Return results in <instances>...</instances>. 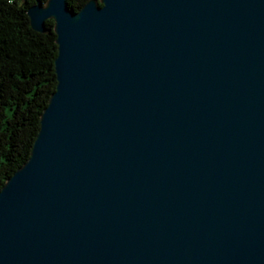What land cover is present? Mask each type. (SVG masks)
<instances>
[{
	"label": "water",
	"instance_id": "95a60500",
	"mask_svg": "<svg viewBox=\"0 0 264 264\" xmlns=\"http://www.w3.org/2000/svg\"><path fill=\"white\" fill-rule=\"evenodd\" d=\"M26 13L57 84L0 189V264H264V0Z\"/></svg>",
	"mask_w": 264,
	"mask_h": 264
},
{
	"label": "trees",
	"instance_id": "16d2710c",
	"mask_svg": "<svg viewBox=\"0 0 264 264\" xmlns=\"http://www.w3.org/2000/svg\"><path fill=\"white\" fill-rule=\"evenodd\" d=\"M66 2L79 11L86 0ZM34 3L0 0V189L30 156L40 114L57 84L54 22L45 21L44 33L34 31L26 13Z\"/></svg>",
	"mask_w": 264,
	"mask_h": 264
}]
</instances>
